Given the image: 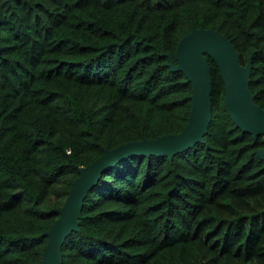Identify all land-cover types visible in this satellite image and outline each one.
Segmentation results:
<instances>
[{
  "label": "trees",
  "instance_id": "16d2710c",
  "mask_svg": "<svg viewBox=\"0 0 264 264\" xmlns=\"http://www.w3.org/2000/svg\"><path fill=\"white\" fill-rule=\"evenodd\" d=\"M200 25L252 57L264 107V0H0V264H41L56 207L104 147L182 129L192 83L169 56ZM207 57L204 141L104 170L63 264H264L263 135L235 123Z\"/></svg>",
  "mask_w": 264,
  "mask_h": 264
},
{
  "label": "water",
  "instance_id": "95a60500",
  "mask_svg": "<svg viewBox=\"0 0 264 264\" xmlns=\"http://www.w3.org/2000/svg\"><path fill=\"white\" fill-rule=\"evenodd\" d=\"M207 54L219 68L224 82V105L235 123L264 142V107L255 101L250 89L252 57L242 63L231 39L222 31L200 25L184 34L177 45L175 59L169 56L173 70H182L192 83L191 108L188 120L178 132H165L154 138L128 140L114 147H104L102 154L80 165L64 202L56 207L58 217L44 231L47 242L41 264H63L62 245L66 237L80 229L84 199L98 182L102 172L132 155H173L197 142L204 141L212 118V68ZM264 159V145L258 149Z\"/></svg>",
  "mask_w": 264,
  "mask_h": 264
}]
</instances>
